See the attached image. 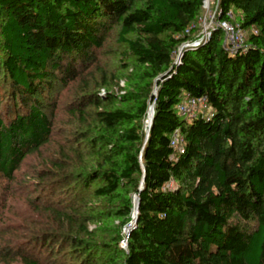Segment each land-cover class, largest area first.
<instances>
[{"label": "trees", "instance_id": "16d2710c", "mask_svg": "<svg viewBox=\"0 0 264 264\" xmlns=\"http://www.w3.org/2000/svg\"><path fill=\"white\" fill-rule=\"evenodd\" d=\"M204 2L0 0V173L10 183L51 142L46 110L56 83L78 81L114 27L139 69L128 75L136 91L107 99L88 93L77 102L83 123L96 107L82 135L97 165L57 183L75 194L55 202L54 187L52 200L37 206L45 225L30 245L48 248L49 258L0 248V262L52 264L50 257L69 256L79 264H264V0L218 1L220 21L251 31L241 50L230 52L215 29L207 43L179 53L193 41ZM186 96L205 99L211 114L182 116L177 108ZM177 130L183 152L171 146ZM138 197L127 248L104 254L90 229L106 220L95 204L119 203L115 214L126 226ZM117 238L118 245L127 239L121 231Z\"/></svg>", "mask_w": 264, "mask_h": 264}, {"label": "rangeland", "instance_id": "374dc122", "mask_svg": "<svg viewBox=\"0 0 264 264\" xmlns=\"http://www.w3.org/2000/svg\"><path fill=\"white\" fill-rule=\"evenodd\" d=\"M218 1L208 0L207 6L203 8L198 22L193 27V39H196V36L202 32H209L213 27L216 28ZM234 18L237 16H233ZM118 31L119 29L114 27L109 32L104 47L96 52L97 59L81 71L82 76L78 81L66 86L56 83L54 92L51 94L52 106L46 110L53 124L50 144L39 153L27 157L20 168L15 171L14 175L17 180L14 183H10V180L0 173V248L5 252L8 251L12 256L18 252L28 254L41 252L49 258L48 248H34L35 244L30 245L34 233L44 228L45 225V217L37 206H43L44 203L52 200V188H57V183L65 175L92 172L96 169L97 160L89 155L90 145L82 135L89 128L88 124H92L96 107L88 108V120L83 123L74 114L78 109L79 98L95 92L99 93L103 99H107L112 94L122 97L128 92L137 90V84L129 81L128 75L139 72V69L135 66V58L129 54L128 46L119 42ZM250 32L246 31V36ZM129 38L133 39L134 36L131 35ZM225 45H227L226 42ZM177 57L176 53V59ZM122 65L127 66L126 71ZM54 163L63 165V171L55 170ZM40 175H43L44 179H38ZM101 185L100 182L95 183L91 189L95 190ZM57 190L59 196L54 198L55 202L65 200L66 196L76 193L72 190H67L69 192L67 193L66 188H57ZM134 196L131 195L132 198ZM118 204L116 202L115 204L106 202L95 204L97 212L103 213L106 220L99 225H90V229L97 230L98 244L101 243L105 245V249H108L104 254L111 250L115 254L118 246L124 250L127 248L125 240L119 245L116 240L119 231L122 236H127L128 229L133 224V215L129 223L123 226L122 220L118 219L115 214L120 208ZM50 262L52 264H79V262H73L69 256L56 259L50 257L48 263ZM0 264L23 263L19 260L6 261L3 258Z\"/></svg>", "mask_w": 264, "mask_h": 264}, {"label": "built area", "instance_id": "2783aa9c", "mask_svg": "<svg viewBox=\"0 0 264 264\" xmlns=\"http://www.w3.org/2000/svg\"><path fill=\"white\" fill-rule=\"evenodd\" d=\"M208 0H205L204 2V8L207 6ZM228 17L233 19V16L231 13L228 14ZM216 28L213 27V29L209 32H202L200 35L196 36V39H193V41H189L185 43L183 46H181L179 53L184 48H197L205 43H207L210 39V36L212 34V31L215 29H219L223 32L224 37H226V44L229 48V51L232 53H236L237 51L241 50L245 46L246 41V31L241 28V26L237 23H234L233 21L226 20L220 21L217 18ZM193 29V28H192ZM192 29L187 31L189 33ZM177 110L180 112L182 116H185L189 119L195 118L198 114H204V115H210L211 109L208 107V105L205 102V99L203 98H192L190 96H186L183 101H181L178 105ZM171 146L172 148L177 152H183L184 151V137H182L180 130H177L173 133L171 136ZM173 182H170L166 185V188L172 189Z\"/></svg>", "mask_w": 264, "mask_h": 264}, {"label": "water", "instance_id": "95a60500", "mask_svg": "<svg viewBox=\"0 0 264 264\" xmlns=\"http://www.w3.org/2000/svg\"><path fill=\"white\" fill-rule=\"evenodd\" d=\"M154 96L156 95V93H154L153 94ZM154 116H155V112L153 113V117H152V120H151V124H150V126H149V130L152 128V125H153V119H154ZM149 130H148V133H149ZM142 169H143V171H144V177H143V180H142V183H141V186H140V188L142 189V186H143V184H144V182H145V180H146V171H145V168H144V166H142ZM139 202H140V199H139V197H138V199H137V211H136V215H135V218H134V222H133V224H132V226L131 227H129V229H128V232H127V236H126V240H125V242H126V246H127V244H128V236H129V234H130V231L132 230V228H133V226L136 224V220H137V216H138V212H139V207H140V205H139Z\"/></svg>", "mask_w": 264, "mask_h": 264}, {"label": "bare ground", "instance_id": "6f19581e", "mask_svg": "<svg viewBox=\"0 0 264 264\" xmlns=\"http://www.w3.org/2000/svg\"><path fill=\"white\" fill-rule=\"evenodd\" d=\"M152 114H153V107L150 108V111H149V115L147 117V120L148 122L151 123V117H152ZM137 202L135 203V207H134V212H133V219L135 218V215H136V211H137Z\"/></svg>", "mask_w": 264, "mask_h": 264}]
</instances>
